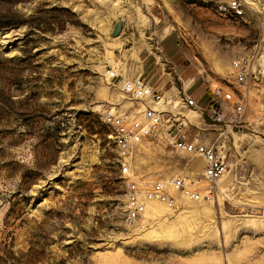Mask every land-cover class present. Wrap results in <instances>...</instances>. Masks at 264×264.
Wrapping results in <instances>:
<instances>
[{
  "label": "rangeland",
  "instance_id": "obj_1",
  "mask_svg": "<svg viewBox=\"0 0 264 264\" xmlns=\"http://www.w3.org/2000/svg\"><path fill=\"white\" fill-rule=\"evenodd\" d=\"M214 1L0 0V264H264V0H243L238 22ZM243 56L251 76L239 85L232 61ZM138 75L174 106L137 151L136 173L202 191L152 204L140 227L122 216L100 118L138 106L120 83ZM216 86L245 95L233 130L206 116ZM173 118L224 156L213 188L202 158L172 146Z\"/></svg>",
  "mask_w": 264,
  "mask_h": 264
},
{
  "label": "built area",
  "instance_id": "obj_2",
  "mask_svg": "<svg viewBox=\"0 0 264 264\" xmlns=\"http://www.w3.org/2000/svg\"><path fill=\"white\" fill-rule=\"evenodd\" d=\"M215 12L233 21H240L245 16L243 0H215ZM233 71L239 85H245L251 76L249 58L247 56L232 61ZM107 78H117L118 71L108 69ZM121 91L138 106L126 111L104 110L101 121L107 128V136L115 152L116 166L123 181L122 216L129 225L144 226L145 213L149 205L162 203L167 206L177 204V195L184 199L201 198L198 180H186L174 175L163 179H147L135 171V156L140 146L149 142L170 120L166 108L173 107L171 100L161 90L151 85L141 75L123 77ZM214 102H209L205 109L206 116L213 123L224 125L230 130L238 127L243 121L245 112V95L234 90L224 91L221 86L212 90ZM183 106L194 107L196 103L189 95L181 98ZM168 136L172 146L190 155L200 156L204 162L202 176L208 183V189L227 172L228 164L215 145L191 135L188 125L183 119L173 118ZM171 133V134H170ZM210 191V190H208Z\"/></svg>",
  "mask_w": 264,
  "mask_h": 264
},
{
  "label": "water",
  "instance_id": "obj_3",
  "mask_svg": "<svg viewBox=\"0 0 264 264\" xmlns=\"http://www.w3.org/2000/svg\"><path fill=\"white\" fill-rule=\"evenodd\" d=\"M122 27H123V20L122 19L117 20L113 24V27L111 30V36L115 37V36L119 35L121 30H122Z\"/></svg>",
  "mask_w": 264,
  "mask_h": 264
},
{
  "label": "crops",
  "instance_id": "obj_4",
  "mask_svg": "<svg viewBox=\"0 0 264 264\" xmlns=\"http://www.w3.org/2000/svg\"><path fill=\"white\" fill-rule=\"evenodd\" d=\"M165 81H166V82H168V81H169V78H168L167 76H166V79H165ZM160 88H161V87H160ZM161 92H162V91H161Z\"/></svg>",
  "mask_w": 264,
  "mask_h": 264
},
{
  "label": "bare ground",
  "instance_id": "obj_5",
  "mask_svg": "<svg viewBox=\"0 0 264 264\" xmlns=\"http://www.w3.org/2000/svg\"><path fill=\"white\" fill-rule=\"evenodd\" d=\"M154 204V203H153ZM152 205V204H151ZM151 205H149V207H151Z\"/></svg>",
  "mask_w": 264,
  "mask_h": 264
}]
</instances>
